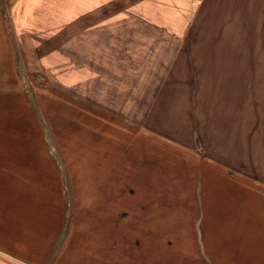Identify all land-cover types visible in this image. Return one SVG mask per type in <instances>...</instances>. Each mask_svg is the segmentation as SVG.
Listing matches in <instances>:
<instances>
[{"label": "crops", "instance_id": "crops-1", "mask_svg": "<svg viewBox=\"0 0 264 264\" xmlns=\"http://www.w3.org/2000/svg\"><path fill=\"white\" fill-rule=\"evenodd\" d=\"M3 5L0 95L9 103L0 108V264H149L152 197L157 207L164 206L168 176L177 175L184 162L180 148L170 173L166 144L182 145V130L187 134L191 128L183 117L185 124L170 127L166 119L175 111H185L196 126L192 136L199 146L191 151L200 170L191 187L197 198L204 200L205 194L210 201L202 206L209 212L207 224L221 225L216 231L223 235L231 217L242 226L238 247L228 244L220 264H264V179L245 154L218 150L224 137L214 131L217 122L199 114L200 89L214 96L218 88L223 96L236 88L223 82L225 74L215 86L205 75L202 79L196 56L184 46L193 26L191 10L162 7L165 20L153 24V39L150 31L138 34L140 27L150 29L148 23H132L129 28L140 39L134 40V33L124 52L113 41L102 42L104 28L110 30L103 24L84 18L72 28L65 11L56 33L32 24L25 28L23 10V16H11ZM23 40L31 63L23 58ZM136 63L144 65L142 71ZM28 72L52 81L53 88L37 94ZM205 104H211L207 98ZM152 138L160 148L152 147ZM245 148L239 141L237 149ZM236 183L254 201L219 197ZM209 205L221 213L215 217Z\"/></svg>", "mask_w": 264, "mask_h": 264}, {"label": "rangeland", "instance_id": "rangeland-1", "mask_svg": "<svg viewBox=\"0 0 264 264\" xmlns=\"http://www.w3.org/2000/svg\"><path fill=\"white\" fill-rule=\"evenodd\" d=\"M0 2L4 4L3 7L8 15L17 17L22 15L23 10V19L28 20L23 23L25 28L26 25L31 26L32 24L37 25L40 29L51 28L50 30H54L56 33L61 27L62 14L65 11L71 13L72 28L80 25L79 21L82 23L84 18L87 19V23L103 24L104 27H110V30L113 31L104 28L102 42L113 41L118 45V49L123 48L124 52L129 50L127 41L132 38L134 33V40L138 38L136 37L138 31H132L129 28L132 23H142L143 21L148 23L150 29L140 27L141 32L138 34L144 35L150 31V38L153 39V26L162 24L165 20L163 18L165 11L160 10L162 7L180 8L182 5L187 12L191 10L194 13L193 26H190L192 28L190 31L188 30L184 46L190 45L191 51L194 53L193 56L197 58L202 79L205 75L210 83L222 84L219 76L225 74V77L229 79L223 77V82L230 83V87L233 89L236 88L233 91H226L223 96L219 95L221 90L218 88H216L217 94L214 96L207 95L200 89L199 97H197L199 114L201 116L206 114L208 120L214 119L217 122L214 131L217 136L224 137L222 145L218 144L217 149L220 150L223 147L222 151L231 149L236 150L237 153L245 154L246 161L252 162L254 165L252 166L254 173L264 179V0H0ZM96 10H99L97 16L93 15ZM174 22L180 23L178 19H175ZM112 24L119 26L113 27ZM90 33L88 32V35H91ZM177 34L178 32L175 31L176 36ZM110 36L113 38L109 39ZM22 42L23 58L26 57L25 61L31 63L34 61L31 58L32 55L26 52L28 51L26 41ZM185 47L183 48L184 56L188 53L185 51ZM60 50L62 49H55V51ZM55 56L57 59L59 58L58 54ZM60 58L62 59L61 55ZM77 65L78 56L72 50L71 67L76 68ZM125 66L124 64L123 68ZM143 66L137 63L135 65L136 70L139 71H142ZM55 68L60 71L62 66L58 67V63H56ZM220 71L223 73H219ZM226 72L228 73L226 74ZM34 73H29L28 77L31 80L30 85H34L31 86L32 89L35 87L36 93L38 91L37 94L43 89L53 88L52 81L38 77ZM236 73L240 74V79L234 78ZM72 74L77 75V72L72 71ZM194 80L189 81L190 87ZM215 84L213 85L215 86ZM206 91H212V89ZM204 98H207L211 104L201 105ZM5 101L9 103L8 99L4 100V96L0 95L1 109L6 104ZM213 111L214 113H211ZM172 114L166 119L169 124H173L170 126L172 129L178 122L182 121L185 124L186 120L183 118H186L190 120L188 122L193 130L188 129L187 134L189 133V135L182 130L184 132L183 135L181 134L184 137V139L181 138L183 139L182 145L179 146L171 142L166 144L168 149L166 152L169 153L165 160L166 169L170 173L172 171L174 173L173 162L176 159L174 155L179 153L180 148L183 149L184 162L177 175L168 176L167 192L163 193L160 201H165L164 206L157 207L159 201H154L152 197L149 264L150 262L151 264H209L207 258L211 263L220 264L223 259L222 254L226 253V248H229L228 244L230 248L238 247L242 226L235 220L236 218L228 217L230 228L223 235V233H219L220 231H216L221 229V225L207 224L209 212L202 206L209 204L210 201L205 194L204 200L197 198L195 196L197 192L191 187L192 177L200 170L194 163L192 154L193 148L199 146L192 136V131L196 126L185 111H175ZM243 137H245V142ZM239 141H241V146L246 147L244 151L237 149ZM153 144L158 143L154 142L152 138V147L160 148L159 145ZM171 147L175 150H169ZM190 164L193 165L190 166ZM171 166L172 168H170ZM240 185L236 183L230 188L227 185L229 191L226 189L224 195L219 197L226 198L225 195H229L232 200L236 201L239 199L254 201L249 191L247 194L242 193L244 189ZM153 194L157 195V193ZM219 194L221 195L223 192ZM214 198L213 200L216 202L218 197ZM214 207L212 206L210 209L209 205V210L216 217L221 211ZM204 210L206 212L203 214ZM204 220L205 222L201 223ZM209 227L211 229L213 227L210 234L206 231ZM164 249L167 251L163 252ZM196 253L197 255H195ZM191 257L197 258V261H192ZM234 261L231 258L230 262Z\"/></svg>", "mask_w": 264, "mask_h": 264}]
</instances>
